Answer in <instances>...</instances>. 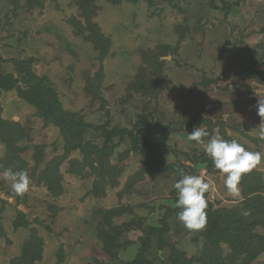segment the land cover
<instances>
[{
  "label": "rangeland",
  "instance_id": "1",
  "mask_svg": "<svg viewBox=\"0 0 264 264\" xmlns=\"http://www.w3.org/2000/svg\"><path fill=\"white\" fill-rule=\"evenodd\" d=\"M42 2L0 0L1 70L16 76L14 60L32 57V71L47 77L62 108L87 124L88 144L64 155L53 122L16 90L0 93V117L21 129L18 154L30 179L19 196L0 170V264H22L33 235L42 242L40 258L28 264H123L134 260L150 225L165 230L150 235L149 264H199L204 239L177 219L174 169L204 177L211 210L244 199L246 182L230 195L205 147L219 135L264 154L257 114L264 0H92V12L76 0ZM91 24L109 40L106 51L90 40ZM200 126L209 133L203 144L188 139ZM113 127L146 140L159 163L148 164L127 136L107 138ZM55 170L58 195L40 178ZM251 172L264 183V159ZM253 233L264 245V224ZM219 246L217 257L231 259L234 249ZM248 264H264V250Z\"/></svg>",
  "mask_w": 264,
  "mask_h": 264
},
{
  "label": "trees",
  "instance_id": "2",
  "mask_svg": "<svg viewBox=\"0 0 264 264\" xmlns=\"http://www.w3.org/2000/svg\"><path fill=\"white\" fill-rule=\"evenodd\" d=\"M42 1L37 0V3ZM76 3H79L84 8L86 6L89 12L93 11L88 8L90 7L89 3L92 4V0H76ZM90 31H92L90 33V40L100 49L106 51L107 46H109V40L102 35L100 29L94 24H91ZM106 44L108 45L106 46ZM2 60L0 55V63ZM32 61V57L14 60L16 76L11 73L2 72L0 66V93L2 91L16 90L19 97L29 103V105L35 107L39 116L53 122L59 128L64 139V155L68 156L70 152L75 150L85 151V144L88 143H85L83 136L88 131L87 124L82 120L81 116L79 117L73 112H66L62 108L61 104H59L57 92L47 77L38 76L32 71ZM21 82L24 83V86H21ZM113 129L114 131L103 132L107 138H110L114 134L124 137L127 136L135 149H142L146 152L148 164L159 163L154 158L155 155L152 151V145L146 140L135 135L128 128L113 127ZM21 134V129L16 122L7 121L0 117V141L5 143V156L0 158V170L11 169L12 171H21L26 166L18 154L17 142ZM226 140L231 139L228 137ZM61 160V158L56 159V165ZM170 167L167 169L169 170ZM174 170L178 171V168ZM146 171L150 172V169ZM40 178L45 179L47 188L52 193L56 195L61 193V176L58 170H55L53 173L49 172L48 175L43 173ZM242 179L247 184L243 190L245 196L236 207L214 211L211 210L207 203V223L198 233L204 239L203 249L196 259L199 261V264H235V259L233 258H237L242 254H245V256L241 257V264H248L258 253L264 250L262 237L253 233V228L256 224H264V199L261 194L264 183L261 179V174L258 172L246 173L241 177ZM168 212L169 215L174 212L177 213V211L171 210ZM110 214L113 215L114 213H109V216ZM163 217V220H166L168 216L164 215ZM148 229L149 233L145 234L144 238L141 239V247L134 260L123 264H146L147 261L144 259V254L149 250L151 244L150 235L154 233L160 234L165 230V227L159 228L150 225ZM33 236L34 244L33 242H29L23 247L22 264H28L40 258L42 242H40L41 240L36 235ZM222 242L227 243L234 249L231 259L221 260L217 257L220 247L219 244Z\"/></svg>",
  "mask_w": 264,
  "mask_h": 264
},
{
  "label": "clouds",
  "instance_id": "3",
  "mask_svg": "<svg viewBox=\"0 0 264 264\" xmlns=\"http://www.w3.org/2000/svg\"><path fill=\"white\" fill-rule=\"evenodd\" d=\"M257 114L261 118L259 127V138L264 140V97L257 102ZM209 133L202 127H194L188 133V139L197 144H203L204 137ZM206 153L212 158L215 169L226 175L224 184L228 193L232 196L239 195V182L241 177L251 172L264 159V154L259 151L247 150L237 140H225L219 135H213L208 140ZM180 179L174 184L178 198L176 207L180 209L177 219L190 231L202 230L207 223V201L205 193L208 192L210 184L201 175L186 174L178 169ZM3 179L11 181V189L19 196L29 191L30 179L27 171H12L5 169L2 173Z\"/></svg>",
  "mask_w": 264,
  "mask_h": 264
}]
</instances>
